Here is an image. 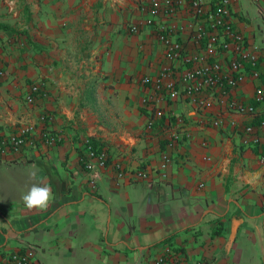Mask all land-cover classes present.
Instances as JSON below:
<instances>
[{
  "label": "crops",
  "instance_id": "1",
  "mask_svg": "<svg viewBox=\"0 0 264 264\" xmlns=\"http://www.w3.org/2000/svg\"><path fill=\"white\" fill-rule=\"evenodd\" d=\"M150 1L0 0V137L35 125L31 142L0 155V261L32 246L38 264H154L167 252L172 260L264 264V129L259 143L243 144L254 116L221 111L214 99L198 107L184 93L143 101L153 89L143 77L164 61L155 24L183 25L175 37L199 48L187 0L145 24ZM257 8L254 0L233 4L234 24L254 42L264 31ZM34 81L41 91L27 101ZM253 94L251 80L232 90L244 103ZM157 106L164 115L147 128ZM174 128L181 138L162 177L157 167ZM46 131L62 139L47 143ZM85 135L106 153L94 184L80 160ZM34 169L53 193L43 210L21 200ZM135 169L148 178H132Z\"/></svg>",
  "mask_w": 264,
  "mask_h": 264
},
{
  "label": "built area",
  "instance_id": "2",
  "mask_svg": "<svg viewBox=\"0 0 264 264\" xmlns=\"http://www.w3.org/2000/svg\"><path fill=\"white\" fill-rule=\"evenodd\" d=\"M257 13H264V0H254ZM183 0H151L147 8L145 24H154V16L160 12L172 15ZM236 0H187L192 15L196 18L193 39L199 48L188 50L182 41L175 37L176 32L185 30L183 25L177 30L166 23L155 24L156 35L164 45V61L160 64L155 76L145 75L144 83H149L152 91L143 97V101L159 102L163 97L176 99L184 93L198 107L211 105L213 99L221 111L235 110L257 118L256 122L245 125L243 144L259 143L261 131L264 129V45L255 43L234 24L233 4ZM131 31H138L139 25L132 24ZM0 69V74H2ZM245 80L254 82V103H244L232 95V90ZM41 91V82L30 84L26 95L27 101H33L34 95ZM206 93V94H205ZM163 109L154 108L153 114L146 122L151 128L158 118L163 117ZM181 121V117H177ZM213 125L220 124V118L211 120ZM35 131L34 123H22L14 131L0 137V155L16 153L32 141ZM187 136L190 134L187 132ZM181 138L179 130L170 129L167 149L161 153L158 171L162 177L167 175L171 163L170 149ZM42 139L47 143L60 141L61 133L43 132ZM204 143V142H203ZM208 158V156H204ZM264 163V155H260ZM80 160L90 173V183H95L97 168L106 165V153L95 146L90 136L81 139ZM118 176L126 175L121 164H116ZM134 179H147L149 173L145 169L129 172ZM172 260L167 253H161L154 259V264H167ZM173 264H208L205 259L191 261L172 260ZM0 264H38L32 246L9 251L1 258Z\"/></svg>",
  "mask_w": 264,
  "mask_h": 264
},
{
  "label": "clouds",
  "instance_id": "3",
  "mask_svg": "<svg viewBox=\"0 0 264 264\" xmlns=\"http://www.w3.org/2000/svg\"><path fill=\"white\" fill-rule=\"evenodd\" d=\"M29 179L33 181L30 187L21 195V200L28 210L46 209L53 198L51 187L38 177V170H30Z\"/></svg>",
  "mask_w": 264,
  "mask_h": 264
},
{
  "label": "rangeland",
  "instance_id": "4",
  "mask_svg": "<svg viewBox=\"0 0 264 264\" xmlns=\"http://www.w3.org/2000/svg\"><path fill=\"white\" fill-rule=\"evenodd\" d=\"M264 28V23L262 24ZM255 42L260 45H264V31L261 32L260 30L255 31Z\"/></svg>",
  "mask_w": 264,
  "mask_h": 264
}]
</instances>
